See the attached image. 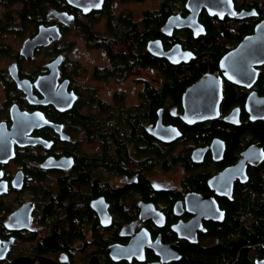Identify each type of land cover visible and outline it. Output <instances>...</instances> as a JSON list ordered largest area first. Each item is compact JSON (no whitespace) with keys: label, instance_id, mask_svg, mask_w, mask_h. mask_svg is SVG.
<instances>
[{"label":"flooded vegetation","instance_id":"flooded-vegetation-1","mask_svg":"<svg viewBox=\"0 0 264 264\" xmlns=\"http://www.w3.org/2000/svg\"><path fill=\"white\" fill-rule=\"evenodd\" d=\"M155 2L0 0V264L264 259V0Z\"/></svg>","mask_w":264,"mask_h":264},{"label":"water","instance_id":"water-1","mask_svg":"<svg viewBox=\"0 0 264 264\" xmlns=\"http://www.w3.org/2000/svg\"><path fill=\"white\" fill-rule=\"evenodd\" d=\"M192 2V3H191ZM193 9L200 8L202 6L207 7L209 10L212 8H218V6H232L231 0H190ZM236 55L239 56H256L264 57V21L257 25L255 33L251 36L246 37L239 48L231 53L227 58L225 63H232ZM169 57V56H167ZM170 58V57H169ZM227 73H235L229 67L226 68ZM200 217V216H199ZM257 264H264V259L257 262Z\"/></svg>","mask_w":264,"mask_h":264},{"label":"trees","instance_id":"trees-1","mask_svg":"<svg viewBox=\"0 0 264 264\" xmlns=\"http://www.w3.org/2000/svg\"><path fill=\"white\" fill-rule=\"evenodd\" d=\"M222 33H224L225 40H223L222 38ZM235 38L236 36L234 34V29L232 25H228L227 30H223L222 23H220L218 26H214V28L209 30L207 36L209 54L211 55L213 52L218 53L222 48L226 47L228 44L233 43V40ZM222 43H224V46H222ZM217 253H219L217 250H210L206 254L197 255L190 264H219L213 259L214 257L212 256L217 255ZM231 260L233 261L234 257ZM241 264L248 263L242 262Z\"/></svg>","mask_w":264,"mask_h":264},{"label":"rangeland","instance_id":"rangeland-1","mask_svg":"<svg viewBox=\"0 0 264 264\" xmlns=\"http://www.w3.org/2000/svg\"><path fill=\"white\" fill-rule=\"evenodd\" d=\"M158 0H156L155 4L157 3Z\"/></svg>","mask_w":264,"mask_h":264}]
</instances>
